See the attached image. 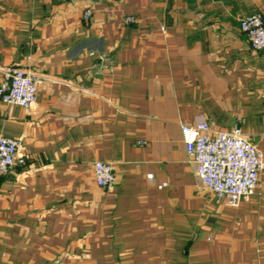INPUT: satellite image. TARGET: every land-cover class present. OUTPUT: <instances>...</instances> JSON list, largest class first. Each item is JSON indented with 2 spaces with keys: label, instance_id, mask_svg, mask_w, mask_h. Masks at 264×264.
<instances>
[{
  "label": "crops",
  "instance_id": "crops-1",
  "mask_svg": "<svg viewBox=\"0 0 264 264\" xmlns=\"http://www.w3.org/2000/svg\"><path fill=\"white\" fill-rule=\"evenodd\" d=\"M255 13L264 0H0V84L11 67L39 80L29 109L0 100L26 159L0 176V264H264V170L231 206L182 131L203 117L264 153Z\"/></svg>",
  "mask_w": 264,
  "mask_h": 264
},
{
  "label": "built area",
  "instance_id": "built-area-1",
  "mask_svg": "<svg viewBox=\"0 0 264 264\" xmlns=\"http://www.w3.org/2000/svg\"><path fill=\"white\" fill-rule=\"evenodd\" d=\"M91 14L87 11L85 17L89 18ZM241 30L248 37L253 51L264 54L263 14L255 13L243 18ZM3 72L0 100L26 109L32 107L37 101L39 80L22 68H4ZM182 131L187 153L197 166V176L208 190L234 207L254 193L264 170V153L256 145L239 131H213L203 117L197 118L193 124L183 125ZM19 149L18 139L0 137V176L8 175L17 165L26 163ZM94 176L97 185L105 189L116 183L113 166L107 162L94 164ZM148 179L152 181L153 175Z\"/></svg>",
  "mask_w": 264,
  "mask_h": 264
}]
</instances>
